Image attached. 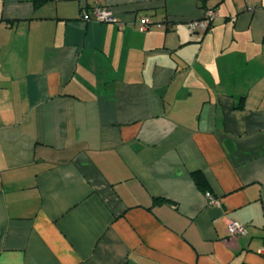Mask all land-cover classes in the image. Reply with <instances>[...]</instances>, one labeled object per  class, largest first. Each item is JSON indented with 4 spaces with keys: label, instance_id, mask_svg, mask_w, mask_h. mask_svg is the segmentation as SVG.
Returning <instances> with one entry per match:
<instances>
[{
    "label": "crops",
    "instance_id": "obj_1",
    "mask_svg": "<svg viewBox=\"0 0 264 264\" xmlns=\"http://www.w3.org/2000/svg\"><path fill=\"white\" fill-rule=\"evenodd\" d=\"M262 250L264 0H0V264Z\"/></svg>",
    "mask_w": 264,
    "mask_h": 264
},
{
    "label": "built area",
    "instance_id": "obj_2",
    "mask_svg": "<svg viewBox=\"0 0 264 264\" xmlns=\"http://www.w3.org/2000/svg\"><path fill=\"white\" fill-rule=\"evenodd\" d=\"M251 9L250 7L248 8ZM215 12L213 10L205 11L201 18L196 20H190L186 22V27L190 32H199L204 33L207 31L211 23L215 18ZM82 19L86 22H95L99 24L103 23H116L118 27L121 26V23L116 19L112 10L108 7L95 6L89 11H85L82 14ZM150 23L147 18H142L139 24V30L144 31L149 27ZM205 196L210 205H218V200L213 197L209 192L205 193ZM227 229L230 235L234 236H244L246 234V225L239 224L235 221H229ZM264 254V250L260 251Z\"/></svg>",
    "mask_w": 264,
    "mask_h": 264
},
{
    "label": "trees",
    "instance_id": "obj_3",
    "mask_svg": "<svg viewBox=\"0 0 264 264\" xmlns=\"http://www.w3.org/2000/svg\"><path fill=\"white\" fill-rule=\"evenodd\" d=\"M210 27V26H209ZM208 30V29H207ZM199 187L201 188V189H203L204 190V192H208L206 189H205V187H204V185L199 181Z\"/></svg>",
    "mask_w": 264,
    "mask_h": 264
}]
</instances>
